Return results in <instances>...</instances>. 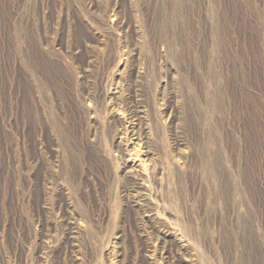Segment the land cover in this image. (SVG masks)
Masks as SVG:
<instances>
[{"label":"rangeland","instance_id":"rangeland-1","mask_svg":"<svg viewBox=\"0 0 264 264\" xmlns=\"http://www.w3.org/2000/svg\"><path fill=\"white\" fill-rule=\"evenodd\" d=\"M0 264H264V0H0Z\"/></svg>","mask_w":264,"mask_h":264},{"label":"bare ground","instance_id":"bare-ground-1","mask_svg":"<svg viewBox=\"0 0 264 264\" xmlns=\"http://www.w3.org/2000/svg\"><path fill=\"white\" fill-rule=\"evenodd\" d=\"M131 131H132V130H131ZM132 132H133V131H132ZM138 147H139V146H138ZM137 149H138V148H137ZM137 149H136L135 152H138ZM129 167H130V166H129ZM130 168H131V167H130ZM135 170H136V169H135ZM135 170H133V171H135ZM131 171H132V170H131ZM133 177H134V176H133ZM134 178H135V177H134ZM140 180H141V179H140ZM141 185H142V184H141V183L139 184V182H138V183H135L133 188H138V189H139V188L141 187ZM143 185H144V184H143ZM143 185H142V186H143ZM141 188H142V187H141ZM136 194H137V193H136ZM137 195H139V194H137ZM143 196H144V195H143ZM138 197H139V196H138ZM140 206H141V205H140Z\"/></svg>","mask_w":264,"mask_h":264}]
</instances>
